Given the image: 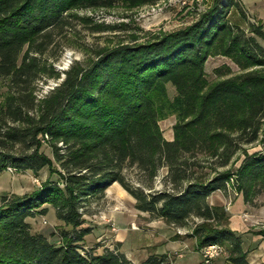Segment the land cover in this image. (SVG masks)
I'll return each mask as SVG.
<instances>
[{"label":"trees","instance_id":"trees-1","mask_svg":"<svg viewBox=\"0 0 264 264\" xmlns=\"http://www.w3.org/2000/svg\"><path fill=\"white\" fill-rule=\"evenodd\" d=\"M157 2L0 0V79L11 81L0 107V171L38 176L47 167L58 175L31 192L3 196L0 264H136L120 242L84 245L91 232L85 206L115 182L152 219L177 227L200 219L189 233L198 250L219 244L231 263L251 264L226 207L209 201L229 186L246 203L264 193V29L249 19L241 0H215L187 27L102 47L87 65L64 72L34 55L53 43V32L65 28L75 11ZM233 8L248 30L230 20ZM217 54L233 58L244 71L211 83L205 64ZM42 73L65 77L38 97ZM169 83L176 89L173 99ZM166 110L178 116L173 140L159 124ZM44 142L54 158L42 150ZM255 143L262 149L250 153L246 146ZM241 152L239 167L225 169ZM164 167L171 188L156 190ZM130 168L137 171L135 183L127 176ZM49 205L71 226L61 230L60 243L33 232L27 220L47 214ZM257 232L264 236L263 229ZM167 257L151 254L140 264H163Z\"/></svg>","mask_w":264,"mask_h":264},{"label":"rangeland","instance_id":"rangeland-1","mask_svg":"<svg viewBox=\"0 0 264 264\" xmlns=\"http://www.w3.org/2000/svg\"><path fill=\"white\" fill-rule=\"evenodd\" d=\"M214 1L159 0L156 4L143 5L132 9L117 6L109 9L78 10L75 11L76 14L70 18L71 21L65 28L53 32V43L46 45L42 52H34V55L40 57L41 62L47 61L48 64H53L58 71L64 72L74 64L87 65L95 57L96 51L102 47L112 46L122 41L129 42L134 37H137L138 41H146L159 33L187 27L197 21L201 14L212 6ZM241 3L249 19L256 24L261 23L264 29V0H241ZM230 20L248 30V23L240 15L237 8L231 10ZM260 42L264 45L263 39H260ZM205 70L211 83L244 71L233 58L220 54L212 55L208 58ZM64 77V73H62L60 78L50 77L48 74L42 73L37 80L38 90L36 93L38 97H43V95L58 86ZM167 87L169 97L173 99L176 89L171 83ZM10 92V78L0 79V107L4 105ZM177 122V113L172 110H166L159 121L166 139H174V127ZM246 149L252 153L261 150L262 146L259 143H255L247 145ZM42 150L54 158L52 148L46 142L43 143ZM244 157L245 155L241 152L225 169H236ZM126 173L134 183L137 181L138 174L136 169L130 168ZM166 174L167 167H164L156 178V190L171 188V184H167L163 180ZM48 178L57 180L58 175H51L47 167L42 169L38 176L31 170L24 172H17L13 169L0 171V204L3 196L13 193L24 194L31 192L39 187L43 180ZM120 186L122 185L120 184ZM107 190L104 196L92 198L85 206V211L87 212L84 215L86 219L85 225L91 227V232L85 237L84 245L86 247L99 244L102 246H114L117 242H120L121 250L129 252L131 254L130 258L135 259L138 263H142L151 254L166 253L168 255L167 262L163 264H173V261L179 257V253L173 252V250H181L178 249V244L173 242V238L178 237V234L173 237V227L177 229L180 227L168 224L162 219H160L161 222H152L155 219L147 216V213L141 214L135 208L136 200L126 189L123 192L124 196H121L120 193L123 190L118 188V186L110 188L108 192ZM209 201L212 204L224 205L226 210L227 206L231 205L234 207L236 205L249 206L250 213L248 214L250 219L248 220L247 216H245L246 222L243 226H234L231 216L229 225L238 228L236 231L242 236H246L244 249L247 248L249 250V259L252 260L255 251L257 252V248L264 242V236L257 232L260 229L264 230V193L259 194L254 202L246 203L243 195L239 194L232 186H229L227 192L219 190L211 194ZM119 215L131 216L133 221L128 224H122L123 222H119L117 219ZM27 220L31 224L33 232L43 233L48 236L50 241L55 243L61 242L60 232L62 229L71 228V226L65 225L63 221L57 218L55 209L50 205L47 214H37ZM200 221L198 218L190 219L186 226L189 229V233L192 232L196 223ZM149 225L154 227V229H150ZM128 230L123 247L119 236L120 233L124 234ZM179 231L185 230L180 229ZM187 250L188 254L184 259L178 261L179 264L187 262V264H198L203 260L202 249L198 250L196 244ZM227 256L226 247L222 246L221 253L212 260V263L217 260L220 263L226 261L228 260Z\"/></svg>","mask_w":264,"mask_h":264},{"label":"crops","instance_id":"crops-1","mask_svg":"<svg viewBox=\"0 0 264 264\" xmlns=\"http://www.w3.org/2000/svg\"><path fill=\"white\" fill-rule=\"evenodd\" d=\"M115 186H118V188H121L123 190L120 194H121V196H124L123 192H125L126 190L122 186H120L119 182H115L114 184H112L108 188L107 192L110 190V188L115 187ZM227 210H228L229 214H231L230 216H231V220L233 221L234 226L235 225L236 226H243V224H245V222H246L245 216H247L248 220L250 219V216L248 214V213H250L248 205H236L235 207L231 205L229 207L227 206ZM139 212L141 214H146V212H141V211H139ZM240 213H242V214H240ZM147 214H148L147 216H150L149 213H147ZM117 219L119 222H123L122 224H128V223L133 221V218L131 216L125 217V216L119 215V216H117ZM239 220H241V221H239ZM157 221L161 222L160 219H155L152 222H157ZM149 228L154 229V227H152L150 225H149ZM231 228L234 230H238V228H236V227H231ZM180 229H184L185 231H179ZM128 232H129V230L124 234L120 233L119 240L123 243V247L125 245V238L127 237L126 235H128ZM188 233H189V229H187L186 226L180 227L178 229L176 227H173V237L178 234V237L173 238V242H176L178 244L177 247H179L178 249H181V250H173V252L179 253V257L177 259H175V261H173V264H179L178 261H180L181 259H184L185 256L188 254L187 249H189V247H192L194 244H196V239L192 236H188ZM242 237H243V241H244L243 245L245 247L246 236H242ZM258 241H259V239H258ZM182 249H184V250H182ZM245 250L248 251V258H249L250 252L247 248H245ZM123 252H125V251H123ZM198 252H200V251H198ZM125 253L130 258L131 254L129 252H125ZM202 257H203V255H202ZM131 260L136 264H140L135 259H131ZM198 261H199V259H198ZM263 261H264V242L262 243L261 246H259V248H257V252L255 251V255L253 256L252 260H250V262H251V264H259ZM187 263H185V264H187ZM202 263H206L204 257H203V260L200 261L198 264H202ZM207 264H233V263H231L229 260H226V261H223L220 263V261L217 260L214 263L211 262V263H207Z\"/></svg>","mask_w":264,"mask_h":264},{"label":"built area","instance_id":"built-area-1","mask_svg":"<svg viewBox=\"0 0 264 264\" xmlns=\"http://www.w3.org/2000/svg\"><path fill=\"white\" fill-rule=\"evenodd\" d=\"M222 251V246L219 244H211L202 249V254L206 263H211Z\"/></svg>","mask_w":264,"mask_h":264}]
</instances>
